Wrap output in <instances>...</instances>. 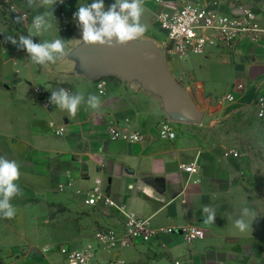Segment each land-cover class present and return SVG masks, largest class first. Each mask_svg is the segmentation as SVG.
<instances>
[{
	"label": "crops",
	"instance_id": "crops-1",
	"mask_svg": "<svg viewBox=\"0 0 264 264\" xmlns=\"http://www.w3.org/2000/svg\"><path fill=\"white\" fill-rule=\"evenodd\" d=\"M24 9L26 0H16ZM93 0H63L54 5L57 27L41 40H68L64 58L55 64H34L26 50L6 39L27 35L0 9V156L20 163L18 181L23 196L13 199V219L0 217V258L4 264H63V247L78 248L101 227L122 231L124 216L103 198L85 202L97 184L104 196L140 216L152 229L196 225L205 237L187 241L177 231L160 233L149 241H135L120 251L99 250L100 259L121 256L125 264H264V116L255 99L264 94V33L258 42L241 38L233 47L213 49L184 74H194L189 90L197 105L213 100L219 82L230 84L237 106H215L201 123L174 122L176 137L161 139L157 123L164 115L160 99L139 81L110 73L102 46L84 45L73 18L78 7ZM115 0H104L107 9ZM240 2L253 7L264 26V0H220V10L233 11ZM181 0L156 4L144 0L141 23L147 28L139 40L160 39L156 13ZM34 14L43 9H28ZM64 12V15L61 12ZM192 68L194 71H192ZM233 80V81H232ZM237 80V81H236ZM104 91L100 92L98 82ZM243 83L244 89L236 88ZM189 86V85H188ZM99 95L101 108L86 103L75 118L55 105L45 106L51 91ZM197 93L196 95L194 93ZM203 106V105H202ZM243 114L246 120L216 122L221 115ZM230 119V118H229ZM231 120V119H230ZM258 120V121H257ZM110 125L139 131L143 139L112 138ZM64 127L62 134L58 128ZM225 130L230 133L217 134ZM239 151V156L229 153ZM196 161L188 173L181 162ZM216 210L215 223H204L202 207ZM244 207L254 209L252 224L240 232L234 221Z\"/></svg>",
	"mask_w": 264,
	"mask_h": 264
},
{
	"label": "built area",
	"instance_id": "built-area-1",
	"mask_svg": "<svg viewBox=\"0 0 264 264\" xmlns=\"http://www.w3.org/2000/svg\"><path fill=\"white\" fill-rule=\"evenodd\" d=\"M152 3L161 4L165 0H147ZM16 11H13V9ZM0 9L12 19L18 28L28 34L34 14L28 9L21 8L16 0H0ZM64 15V12H61ZM23 15L22 23H16L15 17ZM158 28L164 36L158 41L164 48L167 59H183L189 55L208 53L213 49L221 47H233L241 38H247L251 42H258L264 33L256 10L240 2L230 12L220 10V0H181V4L174 8H164L156 13ZM0 38L4 39L3 31L0 29ZM100 92L104 91L103 83L98 82ZM237 90L244 89L243 83L236 85ZM40 99L45 106L52 104L43 92ZM228 101L235 100L234 94L228 92L225 96ZM257 114L264 116V94H258L255 99ZM172 119L161 117L157 123V134L161 139L171 140L176 137ZM64 127L60 126L58 134H62ZM108 133L112 138H122L129 141L143 139V135L134 129L122 128L110 125ZM229 153L239 156V151L230 149ZM181 169L188 173H196L199 165L196 161L181 162ZM100 180L86 194L87 204H96L103 198L109 206L116 207L124 216L122 231L118 232L112 227H101L93 232V239L78 248L63 247V264H125L121 256L108 259H100L97 255L99 250L111 252L120 251L131 246L135 241H149L160 233L177 231L187 241H194L205 237V231L199 226L188 225L181 228L158 230L150 227L147 218L128 210L125 205L116 203L113 199L106 197L101 192ZM174 264H181L180 260H174Z\"/></svg>",
	"mask_w": 264,
	"mask_h": 264
},
{
	"label": "clouds",
	"instance_id": "clouds-1",
	"mask_svg": "<svg viewBox=\"0 0 264 264\" xmlns=\"http://www.w3.org/2000/svg\"><path fill=\"white\" fill-rule=\"evenodd\" d=\"M57 2L63 3V0H26L28 9L36 8L43 11H38L33 16L27 35H20L18 39L12 35L6 37L18 48L26 50L34 64H55L68 54L66 52L68 40L60 36L51 41L44 39L39 43L32 39L47 32L53 26V22L57 27L58 22L54 15V5ZM144 11V0H115L107 9L104 0H93L91 4L78 7L73 18L81 29L80 40L84 45L116 48L127 46L129 42H137L146 33L147 28L141 23ZM23 20V15L15 17L16 23H22ZM49 100L56 108L67 111L72 118L76 117L82 104L86 103L87 108L92 110H98L102 105L99 95L90 94L86 99L82 93L72 94L65 88L51 91ZM20 168L18 161L0 156V217L4 219L15 217L17 209L12 201L23 196V190L18 183L21 177ZM202 213L206 217L204 223H215L216 210L213 207L204 205ZM249 216L256 218L254 209L244 207L241 210V217L234 221V226L242 233L252 228V224L245 219Z\"/></svg>",
	"mask_w": 264,
	"mask_h": 264
},
{
	"label": "water",
	"instance_id": "water-1",
	"mask_svg": "<svg viewBox=\"0 0 264 264\" xmlns=\"http://www.w3.org/2000/svg\"><path fill=\"white\" fill-rule=\"evenodd\" d=\"M101 55L111 64L110 73L126 81L137 80L156 95L165 117L176 122H202L203 110L169 71L164 48L158 40L145 38L116 48L102 46Z\"/></svg>",
	"mask_w": 264,
	"mask_h": 264
},
{
	"label": "rangeland",
	"instance_id": "rangeland-1",
	"mask_svg": "<svg viewBox=\"0 0 264 264\" xmlns=\"http://www.w3.org/2000/svg\"><path fill=\"white\" fill-rule=\"evenodd\" d=\"M205 54L207 53H202V54H193V55H189L181 60L179 59H167L166 64L167 67L169 69V71L171 72V74L173 75V77L175 78V80L182 85L183 87H185L188 91L190 89H192V79H194V74L192 75V73L190 74H184L183 72V66H186L187 69L190 68L189 65H192V63L196 60V59H202L205 57ZM185 71V70H184ZM192 71H194V69L192 68ZM193 76V77H192ZM233 81V80H232ZM237 81V80H236ZM189 85V86H188ZM230 89V84H226L225 82H219L216 85L215 91H216V98L213 100H203L201 103V106L198 105V107L203 110L204 112V118L202 120V122L205 121V118H207L208 122H210L212 120V118H210V112L214 109L215 106H226V107H231V106H237L238 104L236 103H230L231 101H228L225 96L227 94V90ZM231 92V90H229ZM195 95L197 94L196 92L194 93ZM234 101V100H233ZM203 105V106H202ZM256 107V106H255ZM257 111V109H256ZM258 115V114H257ZM260 117V116H259ZM221 120L215 119L216 122L222 121V122H238V123H243L246 120V117L243 114H232L229 116H225V115H221V117H219ZM245 119V120H244ZM258 121V120H257ZM215 133H219V134H227L230 133L228 131L225 130H220V131H216Z\"/></svg>",
	"mask_w": 264,
	"mask_h": 264
},
{
	"label": "trees",
	"instance_id": "trees-1",
	"mask_svg": "<svg viewBox=\"0 0 264 264\" xmlns=\"http://www.w3.org/2000/svg\"><path fill=\"white\" fill-rule=\"evenodd\" d=\"M0 264H4V261L3 259L0 258Z\"/></svg>",
	"mask_w": 264,
	"mask_h": 264
}]
</instances>
